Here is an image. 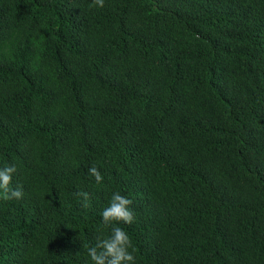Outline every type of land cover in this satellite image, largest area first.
Segmentation results:
<instances>
[{"label": "trees", "instance_id": "1", "mask_svg": "<svg viewBox=\"0 0 264 264\" xmlns=\"http://www.w3.org/2000/svg\"><path fill=\"white\" fill-rule=\"evenodd\" d=\"M9 165L0 264H92L113 226L135 264H264V0H0Z\"/></svg>", "mask_w": 264, "mask_h": 264}, {"label": "clouds", "instance_id": "2", "mask_svg": "<svg viewBox=\"0 0 264 264\" xmlns=\"http://www.w3.org/2000/svg\"><path fill=\"white\" fill-rule=\"evenodd\" d=\"M95 5L103 7L104 0H93ZM17 169L14 165L5 166L0 169V197L6 199H20L24 192L22 186L15 189L10 187L12 176ZM89 174L94 177L96 183H101L103 177L96 167L89 169ZM84 198V206L87 207L88 194L84 192L77 193ZM132 201L119 193H114L110 199L109 205L102 211V222L105 226L112 225L114 222H124L131 224L134 216L130 210ZM132 242L129 235L119 226L111 228V235L104 239H98L97 244L88 249V256L92 264H135V257L129 249Z\"/></svg>", "mask_w": 264, "mask_h": 264}]
</instances>
